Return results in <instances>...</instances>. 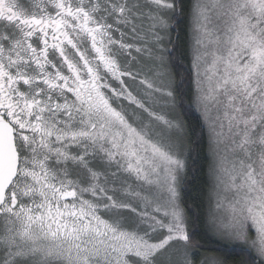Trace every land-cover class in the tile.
<instances>
[{
  "label": "snow or ice",
  "instance_id": "1",
  "mask_svg": "<svg viewBox=\"0 0 264 264\" xmlns=\"http://www.w3.org/2000/svg\"><path fill=\"white\" fill-rule=\"evenodd\" d=\"M0 264H264V0H0Z\"/></svg>",
  "mask_w": 264,
  "mask_h": 264
}]
</instances>
